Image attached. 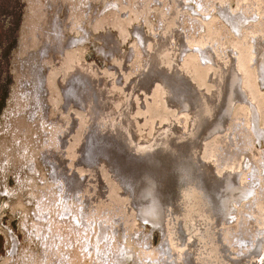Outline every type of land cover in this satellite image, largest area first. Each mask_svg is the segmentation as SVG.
I'll return each instance as SVG.
<instances>
[{
  "label": "rangeland",
  "instance_id": "374dc122",
  "mask_svg": "<svg viewBox=\"0 0 264 264\" xmlns=\"http://www.w3.org/2000/svg\"><path fill=\"white\" fill-rule=\"evenodd\" d=\"M156 42L161 69L167 73L176 59L179 74L201 92L209 91L218 68L234 65L235 88L227 108L217 111L223 125H210L203 143L212 152H235L241 163V130L249 160L239 175L244 182L250 170L259 174L256 192L236 205L244 219L240 229L237 218L224 223L234 228L224 246L229 258L221 257L207 216L203 228L198 224L201 245L193 255L208 264H260L264 255L252 251L248 228L252 221L261 227L264 212V70L257 75L256 58L264 53V0H0V264H166L163 242L173 255L190 253L183 240L164 239L172 225L168 215L161 228L138 214L110 163L82 158L105 132L91 126L86 94L81 90L84 99L66 107L62 89L76 67L90 69L116 98L104 122L130 101L136 140H150L165 121L179 117L166 105L162 76L147 89L131 90L156 56ZM219 164L208 170L215 180L230 161Z\"/></svg>",
  "mask_w": 264,
  "mask_h": 264
},
{
  "label": "bare ground",
  "instance_id": "6f19581e",
  "mask_svg": "<svg viewBox=\"0 0 264 264\" xmlns=\"http://www.w3.org/2000/svg\"><path fill=\"white\" fill-rule=\"evenodd\" d=\"M73 42L74 41L71 40V42L69 41L68 43L71 44ZM159 44L160 43L156 42V44L152 46L153 50L154 49H159V50L158 52L155 53L156 56L153 59L152 57H150L151 64L144 67L143 69L144 72L147 73V81H149L147 85L154 83L155 75L158 72L161 73L162 74L161 81L165 88L166 105H167L168 97H171V105L169 106L167 105V106L169 108H175L174 109L175 112L173 111V113L175 114V116L176 114H178L179 117L173 118L175 120L169 118L170 120L168 119L167 121H165V125L164 126L160 125L158 127V131H155L152 139L150 140L137 141L136 133L135 135L131 134V136L130 133L124 135L123 128L120 126V128L117 129V125H115V129L113 130V133L109 134V136L107 137L108 140L106 139V135H107L106 133L105 135L100 134L101 136L99 134L96 135L95 137L96 140H99V138L100 140L103 139V147L101 145H96V143H94L93 146L89 145L88 146L89 155L88 153L82 154V158L88 162L89 158L91 160L97 158L102 159L103 156L104 158L103 160H106L108 161L107 163H110L109 159L111 156L108 150H111V148L113 147L117 153L128 159L134 161V159L136 158L137 163H140L141 167H143L144 169L143 174L146 173L147 170L148 173H150L149 171L153 173H158V175L155 176L157 180L159 179L162 181L163 185L161 186L165 187L166 190L165 195L161 200V202L160 200H158L157 197L156 199H153L155 201L154 203L150 205H143L142 207H140L138 214L142 215L143 218L155 222L156 225L164 224L163 223L164 218L168 215L169 216L168 221L172 225H171V229L167 231L168 234L164 239H166V242L170 239L171 242V238H172L173 244L175 243L177 244L183 240L182 243L187 244L188 248L190 249V253H188V251H185V249L184 250L179 249L176 250L177 254L173 255L172 250L175 249L173 248L167 249V245L163 242L164 244L163 252H167V253L166 254L161 253L162 261L165 262L167 258V264H191L190 263L191 261L193 264L195 263L208 264V259L206 258L202 259L200 257V254L195 256L193 255V252L195 254V252L200 248V246L198 247L200 243V239L197 238L198 224L201 225L203 228L204 225L203 220L205 219L204 217L206 216L210 218V223L212 224L210 226L213 227V228L211 227V229L214 231L213 239L215 241V245L221 249L222 253L220 255L225 260L230 256V253L228 251L231 252V250L224 248L227 242L226 239L227 240L230 239L232 229H234L230 225L227 227H225V225L230 223V219L237 218L238 221L236 222L235 226H237L236 228L238 230L240 229V227H242V224L244 223L243 221L244 219L241 215L242 213H240L239 212L240 210L236 207V205H238L239 202H234L229 205L230 201H227L228 195H226L228 191L224 192L225 194L224 193L221 194L220 191H218L219 183H221L222 176L237 174L240 182V186L242 188H245L249 186L248 183L252 181V177L257 178L259 174L256 175L254 171L253 173L249 171L245 174L244 182H241L240 179L241 176L239 175L241 171H239V168L243 167L242 165L243 163H235V161L239 162V160H236L237 154L235 155V152L233 151L232 152L230 151V153L228 154V150H226V148L224 149L221 148L220 150L215 147L213 148L214 150L212 152V150L209 149V146L206 145L207 143H203V141H205L204 133L208 131L210 125H211L210 129H212L215 126L217 128H221V126L223 125V120L221 118V115L223 113L221 114L220 112L217 111L219 110L220 106L223 109V107L226 105L225 108H227L229 104L227 97H229L228 94L230 93V91L233 90V88H235L234 86L236 85L237 73L232 63L230 68H229V64H228V68L226 69L222 67L221 69L218 68L219 70L217 69V71H215L216 72L215 76H212L211 86H209V84L207 85L209 87V91H207L206 93L201 92L195 88V85L193 83H191L188 79H185L183 75L179 74V72L176 70V65H175L176 59H173L175 60V62L172 63V65L170 66V70L167 73H165L163 69L160 70L158 69V66L160 68L162 66L159 65V61H160L159 53L161 52V48H159L161 46ZM256 58H258L257 61H258L259 70L262 69L263 71L264 53L257 55ZM90 71H91L90 69L85 67L82 68V66L76 67L74 72L69 73V75L67 74L68 77L66 79V83L65 81H63L64 89L66 91V94L68 93L67 102L70 101L72 95L74 96L76 95L75 96L76 102L77 101L81 102L84 99L82 97L81 90L86 94V102L88 104L87 105L88 107L86 106V108L89 115L88 119L89 121H92L91 126L96 129L99 126L100 131H103L104 133L105 127H103L100 124L99 119L98 120L96 119V116L94 115L95 113L93 109V104L91 102H92V96L101 100V101L97 100L98 102L97 106L100 107V110H102V106H103L102 104L104 103L103 102L104 98L108 97V95L105 92V90L95 82V77L93 76V74H91ZM258 74L260 73L258 72ZM263 74L264 73L262 72L261 75ZM170 77L173 78V80H170L171 79ZM92 83H94L95 88L98 89L96 92H94L95 94L90 92L93 89ZM84 88L85 91H83ZM106 100H109V98H106ZM106 106H103V108H105ZM109 108L111 109V106L108 105V109ZM186 112H188L189 114L187 115ZM215 112L216 114H214ZM174 114L170 116L173 117ZM93 117H95V119H93ZM105 119H106L105 117L102 118V122H104ZM111 121L116 122V119L112 118ZM111 121H108L106 123H109ZM170 122H172V125L174 126V131L169 129ZM100 127H102L103 130ZM193 129L197 131L195 133H191ZM85 130H88V127L87 128L85 127ZM211 132H213V130ZM237 134L238 135L236 137L239 138L237 142H239L240 144L243 143L244 145L242 156L247 155L248 157L247 154L248 146L247 148H245V144H246L245 142H247V139L246 140L243 139L244 133H242L241 130H239ZM106 143L110 145L109 149ZM116 144L117 145L123 144L124 148H126L128 151H123L120 148V146H117ZM204 145L207 147H204ZM247 145H249V141ZM86 147L87 146L84 147L85 151H86ZM94 148L97 149L95 151V154H93ZM199 149H201L202 152H199ZM202 154L204 155V157H200L202 156ZM130 155H132V157H129ZM212 157L214 158L212 159L213 162L212 160H210ZM222 159H224L225 161L228 159V162L230 161V164H228V168L225 171H223L221 175L218 174L219 177L215 180L212 178L211 172L209 176L208 170L211 171V169H213V167L216 166L222 168V166H220L219 164V162L225 163V161L223 162ZM192 164L194 165L198 164L199 171L197 170L194 172V170L191 167ZM212 171L214 172V169ZM203 172H204V177H203ZM129 174H131V172L130 173L125 172L126 179L133 177V176L129 177L128 176ZM198 177L200 178L206 177L210 179H206V180L204 179L203 181H201L198 180ZM145 179H148V176L144 177V180ZM156 179L154 180L156 181V183H158ZM248 179H250L249 182H247ZM127 185L128 186L126 189L131 196L134 187L129 182ZM195 186L197 188H195ZM192 187H194V189L196 190V196L197 195L202 196V199L204 200L205 207L202 209V214H203L202 223H201V217L198 216V210L195 211L197 212V214L195 213V216L193 218L192 210L194 209L189 205L187 206L184 205V203L188 202L189 198L191 197L190 195H185L187 197L186 198L184 196V191L185 192L190 191ZM221 191L223 190L221 189ZM150 192H151V188L148 186L147 183L142 186L140 185V188H138L136 193H133L134 195L138 196V198L135 199V202L141 201L140 199L142 197L141 196L142 193H150ZM208 199L211 201L212 205ZM246 205L243 206V208H246L247 207ZM206 221L207 220H205V223ZM224 223L226 224L224 225ZM258 223L261 224V227L259 226L257 227L256 226L257 223L254 224V222L252 221V224L250 223L251 227L248 228L249 235L254 242V245H252L251 249L252 251L256 250V252H258L255 253L256 254L255 256L264 255V243H263L264 242V212L261 215V219L258 220ZM160 227H162V225H160ZM227 234L230 235L228 238L226 237ZM235 234L237 237L243 236L242 232L239 231H237ZM261 243L263 244L262 251H261V245H262ZM223 250L225 252H223ZM167 255L169 257H167ZM260 261H261L260 264H264V256L263 257L261 256ZM211 262L215 264H220V262L216 261L215 259L211 260ZM159 264L162 263L160 262Z\"/></svg>",
  "mask_w": 264,
  "mask_h": 264
},
{
  "label": "flooded vegetation",
  "instance_id": "af4514ba",
  "mask_svg": "<svg viewBox=\"0 0 264 264\" xmlns=\"http://www.w3.org/2000/svg\"><path fill=\"white\" fill-rule=\"evenodd\" d=\"M154 44H156V43H154ZM159 55H161V53H159ZM150 64H151V60L149 58L148 61H147V63H146V66H148ZM158 69L160 70L161 68L158 66ZM258 72H259V68H257V75H258ZM156 75L157 76H160V77L162 76V74L159 73V72ZM156 75H155V77H156ZM161 79H162V77H161ZM170 80H173V78H171ZM148 82L149 81H147V73H145L143 71L142 73H140L137 76V79L134 81V85H135L134 87L135 88L134 89L131 88V90H135L136 88H139V87H141V88L144 87V89H147L149 87V85H147ZM65 83H66V80H65ZM92 86H93V89L90 92L93 93V94H95L94 92H96L98 89L95 88V84L94 83H92ZM62 88H63V95H64V100H65L66 107H71L74 102L76 104V101H75V96L76 95L75 96L72 95L71 96L72 100L70 98V101L67 102V95H68V93L66 94V91L64 89V82H63ZM168 91H169V89H168ZM170 92H171V90H170ZM106 98H109V100H106ZM106 98H104V101H103L104 103L102 105L103 106H106L107 105V106L105 108H103V106H102V110H100V107L97 106V104H98L97 100H99L98 98L92 96V102H91L93 104V109H94V113H95L94 115L96 116V119L97 120L99 119L100 120V124L103 127H105V133L107 134L106 135V139L108 140L107 137L109 136V134H112L113 133V130L115 129V125H117V129H119L120 126L123 128V134L124 135L130 133V136H131V134H132L131 132L132 131L134 132L133 135H135V129H134L135 127L133 126V123L130 121L131 119L129 117V110H131V106H132V104H131L130 101H127L125 103L120 104V109H123V110L121 111L120 115L118 114L114 118V119H116V122H114L115 120L114 121H111L109 123L102 122V118H104V112L106 113L108 111V105L111 106V108H115L114 105H115L116 98L113 95H108V97H106ZM99 101H101V100H99ZM87 105L88 104L86 102V106ZM167 105L168 106L171 105V97H168ZM91 107H92V105H91ZM86 110H87V108H86ZM108 112L106 113V115L108 114ZM93 119H95V117H93ZM100 128L102 129V127H100ZM169 129H171V130L174 131V126L172 125V122H170V128ZM196 131L197 130L193 129L191 133H195ZM95 140H96V138H95ZM95 140L93 139L92 144H91L92 146L95 143ZM96 143H97V141H96ZM245 143H246L245 144V148H247V146H248L247 145L248 140ZM100 145L103 147V139L101 140V144ZM106 145H107V147L109 149L110 148V145L108 143H106ZM117 146H120V148L123 151H128L126 148H124V145L123 144H119ZM242 147H244V145ZM96 150L97 149H95V148L93 149V154H95V151ZM108 151H109L110 156H111L110 159H109V161H110L111 165L114 167V171H116V173L119 174L122 177V180H123V188L124 189L127 188L128 182L131 185L134 183L132 185L134 187L133 188V191H132V195H133L132 196V199L134 197L133 200H134V204L136 205V209L138 210V213H139V208L140 207H142L143 205H150V204L154 203L155 201L153 199H156L157 197H158V200H160V202H161V200L163 199V197L165 195V193L163 191L166 192V190H165V187L164 186H161V185H163L162 181L159 180V179L158 180L156 179V176L155 175H158V173H153L151 171H149L150 173H148V170H147V172L143 174L144 169H143V167H141L140 163H137L136 158L134 159V161L131 160V159H128V158L120 155L119 153H117L113 147L111 148V150H108ZM88 155H89V153H88ZM102 155H103V153H102ZM204 155H205V153H204ZM129 157H132V155H130ZM200 157H203V156H200ZM242 157H243V160L241 159L242 160L241 163L243 162V164H244L245 161L249 160V157H247V155L242 156ZM102 159H104L103 156H102ZM104 161L105 162H108L106 160H104ZM250 171L253 173V170H250ZM125 172H127V173H130L131 172V174H129L128 176L129 177H132L133 176V177L126 179ZM255 174L257 175V173H255ZM236 175L237 174H231V175H227V176H225V175L222 176L223 178L221 179V183H219V187H218V189H219L218 191H220V192H221V189L223 191H228V193H226V195H228L227 201H230L229 202V205L231 203H234V202H239V200L241 199V197L246 196V195H250V192L251 193H254L255 192L254 191L255 189H253V188L256 187V184L254 182V179L256 177H254V178L252 177V181H250V182H249L250 179H248L247 182H249L248 183L249 186L247 185L248 187L242 188L240 186V182L237 181L238 176H236ZM146 176H148V179L149 180L148 179H145L144 180V177H146ZM151 177L154 178V179H156L158 183H156V181L154 179H152ZM130 179H132V180H130ZM132 181H134V182H132ZM146 183L151 188V192L150 193H142V195H141L142 197L139 196V197H141V199H140L141 201L135 202V195L133 193H136L135 191L138 190V188H140V185L142 186V185H144ZM195 188H197V187L195 186ZM126 192L129 193L127 190H126ZM185 195H190L191 197L189 198V201L188 202L184 203V205L185 206L189 205L190 207H192L194 209V210H192V212H193L192 213L193 218L195 216V213L197 214V212H195V211L198 210V216L201 217V223H202V220H203L202 209L205 207L204 206V200L202 199V196H199V195L196 196V190L194 189V187H192V189L190 191H186V192L184 191V196ZM129 196H130V194H129ZM130 198H131V196H130ZM163 226H164V224H162V227L161 228H163ZM200 245H201V242L198 245V247ZM161 253L164 254V252L162 250H161L160 254ZM166 253L167 252H165V254ZM99 257H100L99 258V261L100 262H104L105 259H106V257H107V253H103V254L99 255ZM167 257H169V256L167 255ZM170 261H171V259H170ZM165 263L167 264V258L165 260Z\"/></svg>",
  "mask_w": 264,
  "mask_h": 264
},
{
  "label": "water",
  "instance_id": "95a60500",
  "mask_svg": "<svg viewBox=\"0 0 264 264\" xmlns=\"http://www.w3.org/2000/svg\"><path fill=\"white\" fill-rule=\"evenodd\" d=\"M214 104H215V102H214ZM215 113H216V112H215ZM215 113H214V114H215ZM190 166H191V165H190ZM191 167H192V169L194 170V172L197 171V170L199 171L198 164H197V165L192 164ZM203 177H204V176H203ZM203 177H202V178L198 177V180L203 181L204 179H205V180H206V179H210V178H206V177L203 178ZM201 185H202V184H201ZM208 197H209V195H208ZM208 200H209V199H208ZM209 201H210V200H209ZM210 203H211V201H210ZM211 205H212V203H211Z\"/></svg>",
  "mask_w": 264,
  "mask_h": 264
}]
</instances>
